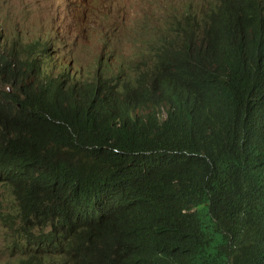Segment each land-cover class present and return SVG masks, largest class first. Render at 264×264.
Here are the masks:
<instances>
[{
	"label": "trees",
	"instance_id": "16d2710c",
	"mask_svg": "<svg viewBox=\"0 0 264 264\" xmlns=\"http://www.w3.org/2000/svg\"><path fill=\"white\" fill-rule=\"evenodd\" d=\"M218 3L224 28L262 20L259 0ZM37 11L16 31L0 0V219L17 240L5 264H264V148L233 88L194 91L190 59L209 50L195 21L146 29L137 53L155 49L125 76L111 57L70 66L60 16Z\"/></svg>",
	"mask_w": 264,
	"mask_h": 264
},
{
	"label": "clouds",
	"instance_id": "9594fccd",
	"mask_svg": "<svg viewBox=\"0 0 264 264\" xmlns=\"http://www.w3.org/2000/svg\"><path fill=\"white\" fill-rule=\"evenodd\" d=\"M259 1L264 6V0ZM82 2L84 0H70L67 6L75 10L83 9L84 5H80ZM218 2L219 0H211L209 6H204L203 2L200 3L198 0H185L173 8L179 18L189 16L195 21L196 33L192 43L197 44L198 47L204 44L209 46L208 53L202 61L190 59L194 71L203 79L194 91L198 95L209 96L218 94L226 88H233L237 99L236 116L249 122L253 132L260 137L264 148V12L258 27L255 21L238 19L234 28L227 29L212 12L214 7L221 4ZM40 6L36 5L35 10L39 18L41 17L37 9ZM61 35L68 40V36L73 34L65 31ZM153 50L145 56H140L136 52L131 58H125L116 64L112 63L113 73L125 69V76H133L137 63L144 59L149 62ZM193 50H196V47H193ZM110 57L112 55H109ZM101 63L104 64L102 60L99 64ZM240 79L243 80L242 85L238 88L234 87ZM204 82L212 85L213 90L210 92L201 90ZM184 103L193 111L197 107V98L187 94ZM3 229L4 240L0 245V264H5L7 257L11 260L15 259L13 244L17 241L14 239L9 242L7 232L9 231L11 235V231L5 227Z\"/></svg>",
	"mask_w": 264,
	"mask_h": 264
},
{
	"label": "rangeland",
	"instance_id": "374dc122",
	"mask_svg": "<svg viewBox=\"0 0 264 264\" xmlns=\"http://www.w3.org/2000/svg\"><path fill=\"white\" fill-rule=\"evenodd\" d=\"M4 4V17L12 22L16 31L28 30L39 25L40 18L35 13L36 5L47 4L57 13L67 33L69 44L77 50H68L67 59L71 66H99L100 60L110 64L131 58L143 48V35L146 29L166 32L178 15L173 8L185 0H84L83 9L67 6L70 0H1ZM209 6L211 0H198ZM6 22V21H5ZM84 32V33H82ZM85 38V39H84ZM62 53L57 56L61 59ZM63 61H67L66 57ZM11 192L0 184V202L5 201ZM3 209L0 206V211ZM5 215V211L1 212ZM3 220L0 219V245L4 240Z\"/></svg>",
	"mask_w": 264,
	"mask_h": 264
},
{
	"label": "bare ground",
	"instance_id": "6f19581e",
	"mask_svg": "<svg viewBox=\"0 0 264 264\" xmlns=\"http://www.w3.org/2000/svg\"><path fill=\"white\" fill-rule=\"evenodd\" d=\"M32 61V60H31ZM201 128V127H200Z\"/></svg>",
	"mask_w": 264,
	"mask_h": 264
}]
</instances>
